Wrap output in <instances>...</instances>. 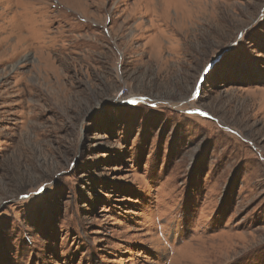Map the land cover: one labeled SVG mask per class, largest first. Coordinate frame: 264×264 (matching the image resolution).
<instances>
[{
  "label": "rangeland",
  "instance_id": "1",
  "mask_svg": "<svg viewBox=\"0 0 264 264\" xmlns=\"http://www.w3.org/2000/svg\"><path fill=\"white\" fill-rule=\"evenodd\" d=\"M0 264H264V0H0Z\"/></svg>",
  "mask_w": 264,
  "mask_h": 264
},
{
  "label": "snow or ice",
  "instance_id": "2",
  "mask_svg": "<svg viewBox=\"0 0 264 264\" xmlns=\"http://www.w3.org/2000/svg\"><path fill=\"white\" fill-rule=\"evenodd\" d=\"M43 191V190H42Z\"/></svg>",
  "mask_w": 264,
  "mask_h": 264
}]
</instances>
